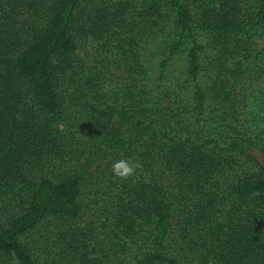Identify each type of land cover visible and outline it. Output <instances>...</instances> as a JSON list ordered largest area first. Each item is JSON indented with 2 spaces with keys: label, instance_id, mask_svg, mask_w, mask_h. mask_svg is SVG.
Here are the masks:
<instances>
[{
  "label": "trees",
  "instance_id": "trees-1",
  "mask_svg": "<svg viewBox=\"0 0 264 264\" xmlns=\"http://www.w3.org/2000/svg\"><path fill=\"white\" fill-rule=\"evenodd\" d=\"M262 78L264 0H0V264H264Z\"/></svg>",
  "mask_w": 264,
  "mask_h": 264
},
{
  "label": "rangeland",
  "instance_id": "rangeland-1",
  "mask_svg": "<svg viewBox=\"0 0 264 264\" xmlns=\"http://www.w3.org/2000/svg\"><path fill=\"white\" fill-rule=\"evenodd\" d=\"M95 49H96V46L93 43H87L83 47L80 48V55L84 59L85 62L92 64L94 60H96L95 59ZM97 53L100 54L99 52ZM104 69H105L106 85L108 84L119 85L121 83L124 77V73L120 67H117L115 65H110V67H107ZM255 85H264V78L256 81ZM254 154L259 159V161L264 165V152H261L259 150H254Z\"/></svg>",
  "mask_w": 264,
  "mask_h": 264
},
{
  "label": "clouds",
  "instance_id": "clouds-1",
  "mask_svg": "<svg viewBox=\"0 0 264 264\" xmlns=\"http://www.w3.org/2000/svg\"><path fill=\"white\" fill-rule=\"evenodd\" d=\"M139 165L133 162L131 159H120L113 162L112 171L114 175L120 178H127L134 174L136 168Z\"/></svg>",
  "mask_w": 264,
  "mask_h": 264
}]
</instances>
